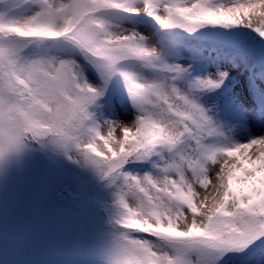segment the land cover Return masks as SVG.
Returning <instances> with one entry per match:
<instances>
[{"label": "snow or ice", "instance_id": "snow-or-ice-1", "mask_svg": "<svg viewBox=\"0 0 264 264\" xmlns=\"http://www.w3.org/2000/svg\"><path fill=\"white\" fill-rule=\"evenodd\" d=\"M0 264H264V0H0Z\"/></svg>", "mask_w": 264, "mask_h": 264}, {"label": "rangeland", "instance_id": "rangeland-1", "mask_svg": "<svg viewBox=\"0 0 264 264\" xmlns=\"http://www.w3.org/2000/svg\"><path fill=\"white\" fill-rule=\"evenodd\" d=\"M45 195L46 194L40 189L35 188L26 182H20L8 193L7 206L10 219L14 216L20 215L22 210L30 204L42 202Z\"/></svg>", "mask_w": 264, "mask_h": 264}]
</instances>
